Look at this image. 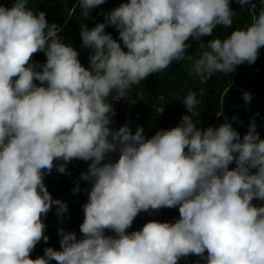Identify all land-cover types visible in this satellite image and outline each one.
Returning <instances> with one entry per match:
<instances>
[{
	"label": "clouds",
	"instance_id": "obj_1",
	"mask_svg": "<svg viewBox=\"0 0 264 264\" xmlns=\"http://www.w3.org/2000/svg\"><path fill=\"white\" fill-rule=\"evenodd\" d=\"M235 2L251 22L205 44L201 38L218 25L231 28L237 13L230 0H125L101 12L94 27L81 23L87 67L62 40L61 26L29 0L0 4V264H179L189 255L200 258L193 264H264V139L255 118L242 138L227 119L198 127L201 88L181 100L190 115L151 137L142 125L112 126L113 103H135L129 89L184 60L189 38L207 49L189 70L200 84L257 60L264 0ZM104 3L77 0L66 16L78 8L89 18ZM38 52L44 63L32 61ZM74 159L90 161L80 174L90 185L80 235L60 227L59 249L46 247L32 259L37 243L49 240V211L56 206L58 218L68 211L45 177L53 169L67 174ZM72 191H81L79 183ZM176 207L174 222L149 220L128 231L141 212Z\"/></svg>",
	"mask_w": 264,
	"mask_h": 264
},
{
	"label": "trees",
	"instance_id": "obj_2",
	"mask_svg": "<svg viewBox=\"0 0 264 264\" xmlns=\"http://www.w3.org/2000/svg\"><path fill=\"white\" fill-rule=\"evenodd\" d=\"M13 0H0V4L10 7ZM125 0H105L103 5L91 10L90 17H80L79 9L73 13L72 17L66 16L77 0H29V7L36 11H44L49 23L55 22L61 26L60 36L66 44H70L79 52L78 59L81 64L87 67L90 49L82 45L80 37L81 23L87 24L89 28L96 23L103 22L104 16L101 12H108L112 8L119 6ZM230 7L237 13L233 17L231 28L217 26L212 36L202 37L206 44L212 38H225L232 30L246 27L251 22V14L248 10H241L235 0H230ZM105 31L111 33L114 39H118V32L114 27L108 26ZM190 47L186 49L185 59L174 61L167 69L156 74H150L140 84L134 85L129 89V96L135 103H129L121 99L113 103L116 116L113 118L115 128H119L125 122H130V128L135 130V125H142L145 129L146 137H151L159 129H168L176 126L182 115L189 114L183 106L181 100L189 90L199 91L204 89V95L198 97L201 104L198 106L201 123L198 127L219 126L225 119L232 123L233 128L241 134V138L248 131L251 118H255L257 131L264 139V47L259 50L257 60L248 64L247 62L238 65L230 74L217 73L208 79L207 84H200L199 78L190 74V66L200 53L207 50L199 48V42L189 38ZM32 61L44 63L46 57L43 52L33 54ZM38 83V82H37ZM248 92L252 99L245 103L242 93ZM115 93L109 97L114 99ZM163 107L162 113L157 114ZM258 114V115H257ZM237 117L233 120V117ZM118 154L113 153V158ZM90 161L72 160L67 165V174H60L53 171L45 177V184L48 191L55 199H60L67 203L68 211L64 218H58L55 214L56 206H53L44 219L47 225L45 234L49 240H43L35 246L30 254V258L43 256L44 248L53 247L59 249V236L57 229L63 227L66 231H75L80 235L79 225L83 221L82 204L87 200L86 189L90 185L80 179V174L86 172ZM232 164L229 167L232 168ZM79 183L81 191L73 193L72 189ZM254 203H261L254 200ZM179 217L178 207L162 208L154 211L151 216L146 212H141L133 221L128 231L139 230L149 220L160 222H174ZM110 235L111 232L106 231ZM200 258L189 255L186 259L182 258L179 264H193ZM51 264H56L52 261ZM203 264V261H200Z\"/></svg>",
	"mask_w": 264,
	"mask_h": 264
}]
</instances>
